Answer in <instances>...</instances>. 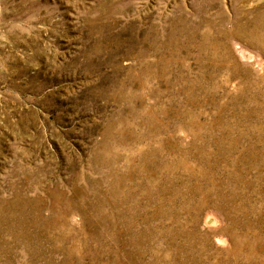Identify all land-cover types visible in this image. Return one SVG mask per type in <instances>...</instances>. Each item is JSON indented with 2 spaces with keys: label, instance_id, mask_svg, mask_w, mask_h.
I'll return each instance as SVG.
<instances>
[{
  "label": "rangeland",
  "instance_id": "rangeland-1",
  "mask_svg": "<svg viewBox=\"0 0 264 264\" xmlns=\"http://www.w3.org/2000/svg\"><path fill=\"white\" fill-rule=\"evenodd\" d=\"M0 264H264V0H0Z\"/></svg>",
  "mask_w": 264,
  "mask_h": 264
}]
</instances>
